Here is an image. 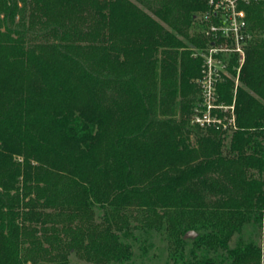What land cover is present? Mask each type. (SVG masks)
I'll return each mask as SVG.
<instances>
[{"label": "trees", "instance_id": "obj_1", "mask_svg": "<svg viewBox=\"0 0 264 264\" xmlns=\"http://www.w3.org/2000/svg\"><path fill=\"white\" fill-rule=\"evenodd\" d=\"M27 4L57 36L27 45L0 24V264L122 262L131 226L166 225L180 244L192 230L230 264H259L253 244H228L264 211V0L245 7L237 84L229 65L216 85L218 102L234 101L225 130L192 122L203 0Z\"/></svg>", "mask_w": 264, "mask_h": 264}, {"label": "rangeland", "instance_id": "obj_2", "mask_svg": "<svg viewBox=\"0 0 264 264\" xmlns=\"http://www.w3.org/2000/svg\"><path fill=\"white\" fill-rule=\"evenodd\" d=\"M5 1L9 8L6 13H0L2 30L9 29L13 32L22 33L26 37L27 45L37 42H55L57 35L47 30L48 24H40V22L35 21V18L31 20L29 15L31 10L27 4V0ZM143 9L145 10V8ZM145 12L152 15L149 11ZM196 15H198L197 20H199L201 15ZM196 22L195 19V22L191 23L192 25L188 29V34L190 36H195L200 32V27ZM180 39L189 48L191 43L185 38ZM196 50L197 49L192 48V52ZM263 216L264 211L262 218ZM262 218L259 226L246 224L242 232L240 234H234L228 244L230 249H237L249 243L253 244L259 249V264H263L264 254V235L261 230ZM130 231L129 234H126L127 236L121 239L123 243L127 244L130 248L129 259L109 264H230L231 262V260L226 257V252L222 250H208L204 245L199 246L193 244L192 240L196 238L197 234L194 238L184 239L186 242L180 244L177 241L178 232H172L167 225L166 228L150 229L147 232L138 228L133 229V226H131ZM68 264L93 263L86 262L72 253L69 256Z\"/></svg>", "mask_w": 264, "mask_h": 264}, {"label": "built area", "instance_id": "obj_3", "mask_svg": "<svg viewBox=\"0 0 264 264\" xmlns=\"http://www.w3.org/2000/svg\"><path fill=\"white\" fill-rule=\"evenodd\" d=\"M207 10L199 18L206 24L203 30L209 44L192 53L202 59L201 75L194 80L200 91V102L192 115V122L200 127L234 128V101L230 105L218 102L216 85L229 76V65L236 71L235 84L245 61L246 48L253 38L246 20L245 7L257 0H203ZM217 112L224 113V117ZM264 235V216L262 218Z\"/></svg>", "mask_w": 264, "mask_h": 264}, {"label": "water", "instance_id": "obj_4", "mask_svg": "<svg viewBox=\"0 0 264 264\" xmlns=\"http://www.w3.org/2000/svg\"><path fill=\"white\" fill-rule=\"evenodd\" d=\"M196 236V233L192 230L187 231L184 235L183 238H194Z\"/></svg>", "mask_w": 264, "mask_h": 264}]
</instances>
